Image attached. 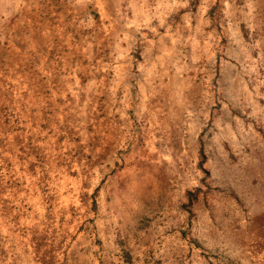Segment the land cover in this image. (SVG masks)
Instances as JSON below:
<instances>
[{"label":"rangeland","instance_id":"obj_1","mask_svg":"<svg viewBox=\"0 0 264 264\" xmlns=\"http://www.w3.org/2000/svg\"><path fill=\"white\" fill-rule=\"evenodd\" d=\"M0 264H264V0H0Z\"/></svg>","mask_w":264,"mask_h":264},{"label":"bare ground","instance_id":"obj_2","mask_svg":"<svg viewBox=\"0 0 264 264\" xmlns=\"http://www.w3.org/2000/svg\"><path fill=\"white\" fill-rule=\"evenodd\" d=\"M83 118V117H82ZM81 120V119H80ZM81 124V123H80Z\"/></svg>","mask_w":264,"mask_h":264}]
</instances>
